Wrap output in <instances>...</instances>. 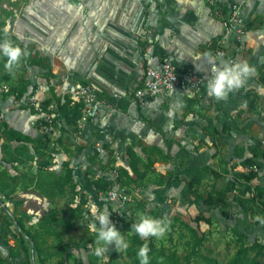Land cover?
I'll list each match as a JSON object with an SVG mask.
<instances>
[{"label": "rangeland", "instance_id": "374dc122", "mask_svg": "<svg viewBox=\"0 0 264 264\" xmlns=\"http://www.w3.org/2000/svg\"><path fill=\"white\" fill-rule=\"evenodd\" d=\"M203 1L214 5V10L209 6L205 9L199 0H0V37L7 27L11 38L28 54L15 75L5 72L0 59V102L12 98L17 108H26L25 96L33 81L47 83L55 101L72 102L66 91L68 81H92L105 93V99H100L106 108L104 114L89 120L87 130H79L77 120L58 123L56 134L51 136L34 127L41 135H31L33 141H12L10 148L2 147L0 167L6 174L0 180V252L6 264H40L31 243L25 240L22 248L13 235L18 230L14 216L27 217L30 225L47 212L58 218L53 223L56 234L49 241L56 246L52 252H58L50 257L52 264H61L64 255L70 256L71 264L77 260L83 264H131L128 250L119 253L114 245L109 246L103 261L93 255L95 237L88 232V220L84 219L86 213L91 219L92 205L107 207L111 221L130 242L133 234L128 232L141 212L167 217L171 230L160 240L149 239L185 254L196 234L205 235L202 252L218 264H226L241 233L248 241L264 240V225L256 220L257 216L264 219L262 186L246 179L251 164L244 162L253 151L264 149V98L256 110H251L247 97L248 91H258L260 73L251 79V88L246 85L237 90L227 102L200 97L185 111L192 118L189 123L171 124L168 131L155 123V129L163 132L161 139H139L115 125L130 111L133 89L144 72L136 52L137 39L144 36L155 41V24L173 38L186 28H191L192 34H207V43H200L201 50L218 45L235 48L243 42L250 18L259 28L264 24L263 15L248 13L252 0H233L227 15L218 0ZM149 28L153 33L146 35ZM203 100H209L206 105H219L218 109L207 108ZM231 106L237 109L231 111ZM226 118L230 119L223 120ZM211 123L219 131L214 137L206 130ZM4 124L9 126L0 116L1 139L9 142ZM42 138L46 140L42 142ZM151 146L161 149L144 152ZM129 149L146 163L139 164L138 172L122 177L123 186L135 200L117 216L112 205L96 199L98 191H91L88 183L94 185L92 181L102 176L113 179L118 168L128 167ZM263 162L258 155L255 164L263 168ZM203 166L201 179L192 184L195 191H190L188 182ZM40 167L50 179V188L57 192L54 200L37 186L40 183L42 187L45 179L39 175ZM68 168L73 169L74 178L61 186L57 178ZM224 191V203L206 202L209 193L219 197ZM73 204L75 209L70 207ZM12 245L20 249L19 256L10 255ZM192 264L207 263L198 259Z\"/></svg>", "mask_w": 264, "mask_h": 264}, {"label": "crops", "instance_id": "0c3cea01", "mask_svg": "<svg viewBox=\"0 0 264 264\" xmlns=\"http://www.w3.org/2000/svg\"><path fill=\"white\" fill-rule=\"evenodd\" d=\"M201 1L202 5L205 9H208V4L203 0ZM248 13L255 15H263L264 16V0H252L248 6ZM188 11V10H184ZM188 13V12H183ZM248 26V31L243 38V42L236 46L235 48H227L233 55H235L237 60H246L251 65H253L256 69L253 76L248 80L246 85H249L251 88V79H256L257 75L260 73V69L264 70V24L259 28L257 22L250 18ZM155 31H157L158 38L155 41L146 40L144 36H139L137 39L136 52L143 62L144 72L140 79L138 80L136 86L133 89H136L139 86L144 78L145 69L149 65H158L161 58L165 55L172 57L174 63L176 64L179 70H185L187 68H192L199 72L200 74H206L209 69V65L206 60L201 58L200 60H194L193 58L202 55L204 52H211V49H200V43L206 44L207 42V34L196 32L192 34L190 29L186 28L180 33L177 34L178 38H173L172 34L169 36H165L161 27L158 24H155ZM213 31V29L211 28ZM207 31H210L208 28ZM146 33H153V29L149 28ZM147 35V34H146ZM203 38L204 40H200ZM146 41L145 48H142V42ZM252 48V51L249 52L248 49ZM193 57V58H192ZM88 82V81H84ZM91 83L100 91L101 98L105 99V93L97 86L94 82ZM258 83V82H257ZM253 84V83H252ZM67 91V90H66ZM68 92V91H67ZM261 94L260 102L264 98V85L261 84L260 75H259V85L258 91ZM69 93V92H68ZM236 92L230 95L231 99L233 96H236ZM72 104L75 102H79L72 93H69ZM196 98L197 101L193 102L197 103L199 101V96L194 95L191 92H187L183 89H177L172 91L164 96H159L156 98L150 99L145 105L140 106L135 104L132 99L130 111L126 113L125 116L119 118V121L115 123V125H121L122 129L125 131L136 135L139 139L146 140H158L162 138L163 132L162 130H156L154 126L150 125L149 120L155 125L158 124L165 131H168V126L171 124L177 126L179 124L189 123L191 121V117H187L185 111H188V108L184 107V102L186 98ZM205 99H211L204 96ZM42 99L45 103L50 100L51 104H58L59 101H55L54 97L51 94V90L49 87L42 93ZM209 100H203L202 104L206 105ZM197 106V105H196ZM207 108L218 109L219 105L217 104H207ZM221 107V105H220ZM17 108L15 104L12 102V98L7 100L6 102H0V111L4 112V117L8 122L9 127L20 130L28 135H33L34 137H39L40 131L34 128L31 123V112L28 108ZM240 108V107H238ZM104 102L102 103L101 111L105 112ZM190 109V108H189ZM220 109V108H219ZM237 107L231 106L230 110L235 111ZM219 111V110H218ZM104 114V113H103ZM121 116V115H120ZM154 120H153V119ZM230 118H226L223 120H229ZM112 121V120H111ZM63 124H66L65 120H62ZM229 122V121H228ZM75 130V129H74ZM87 130V128L85 129ZM179 131V128L177 129ZM181 132L185 133L186 129H180ZM171 131V130H170ZM222 131V130H221ZM77 132V131H75ZM82 132V131H79ZM43 134V133H42ZM238 140V139H237ZM4 140L1 139L0 136V157L2 155V143ZM239 141V140H238ZM250 155V154H249ZM260 163H262V159H258ZM264 164V162H263ZM259 180V181H258ZM252 184L264 186V167L260 168L259 177L252 180ZM2 199V198H1ZM9 202V199H8ZM7 202V203H8ZM10 215L13 211H9ZM13 216V215H12Z\"/></svg>", "mask_w": 264, "mask_h": 264}, {"label": "trees", "instance_id": "16d2710c", "mask_svg": "<svg viewBox=\"0 0 264 264\" xmlns=\"http://www.w3.org/2000/svg\"><path fill=\"white\" fill-rule=\"evenodd\" d=\"M217 4L222 6V13L224 15H227L228 12L232 10V6L234 4L233 0L228 1H221L218 0ZM208 6L214 10V5L208 4ZM213 13V12H212ZM250 24V23H249ZM248 24V26H249ZM142 48H145L146 41L142 42L141 44ZM216 47L214 46L212 50H214ZM260 81L261 84L264 85V70L262 69L260 71ZM37 81L31 82L28 91L30 90L32 85H35ZM27 91V92H28ZM247 97L249 98V108L251 110H256L259 105V100L261 98V94L256 91H248ZM50 100L46 101L45 105H50ZM196 98H186L184 102V107L190 108L193 102H196ZM71 100H66L64 102L59 101L58 102V109H57V120L59 123H62V120L64 119L65 122H75L78 117L81 114V106L82 104L80 102H75L73 105H71ZM27 108V107H26ZM150 125H155L149 120L148 121ZM4 135L5 139L9 142H3L2 147L3 148H10V143L12 141H17L20 143H26L33 141L32 137L20 130L11 128L7 126V124H4ZM207 132L214 137L218 134V129L216 126H214L212 123L206 126ZM46 139L42 138V142H44ZM157 149H161L158 146H151L144 148V152H152L156 151ZM129 155L130 160L128 162V167H122L118 168V181L121 185L123 183L121 182L123 180L122 177L124 175H130L129 172H138L139 171V164L143 163L145 164V159L137 154L132 149H129ZM260 155L264 159V149L260 152L253 151L252 156L247 157L244 162L246 164H255L257 156ZM15 158V157H14ZM13 158V159H14ZM206 166H203L201 169H198L196 173L193 175L192 179L188 182V185L190 187V191H195V188H193V183L199 182L201 179V175L203 173V170ZM4 174H6L5 170L1 169L0 167V180L3 179ZM42 174V177L45 179L42 180V187L41 184H37L38 188H42V193L48 197V199L54 200L55 196L57 195V192L54 188H50L49 186V178L44 175L43 170L40 167V174ZM258 172L256 171H249V173L245 174V177L248 181H252L256 178H258ZM70 176V178H67V176ZM74 173L73 169L68 168L66 173L62 174L60 178H57L58 184L63 186L65 183H67V180H73ZM16 178V177H15ZM16 180V179H15ZM112 179L108 176H102L98 177L96 180L92 181L93 184L91 185L90 182L88 183V188L91 191L97 192V191H106L108 190L112 185ZM39 182V181H38ZM7 183H5L6 185ZM73 185H77L76 182H74ZM60 186V187H61ZM250 189L247 190V193L250 195ZM259 191V190H258ZM260 191L262 197H264V186L260 187ZM218 192V191H217ZM226 192H220L219 197H215L213 193H209L206 197V202L208 203H215L217 205L224 203V199H226ZM252 197V196H251ZM261 197V198H262ZM134 204V203H133ZM132 204V205H133ZM264 205V201H263ZM15 223L17 226V231L13 232V235L20 241V246L25 247V240L29 241L34 249V251L37 253L40 264H52L50 261V257L52 255L57 254L58 252H52L53 248H56L54 244H49L50 239L56 234L54 230L53 223L54 221L58 220V218L55 216L53 212H47L44 216H42L36 224H30L27 225V217H17L14 216ZM195 241L191 244L190 248L186 250L185 254L179 253L176 249H170L164 245H158L153 239H148L147 241L140 239L138 236L133 234L131 236V242L130 247L128 248V254L131 257V264H139V259L137 257V252L139 248L147 243L150 252V264H192L193 260L202 259L207 264H218V261L202 252V245L203 242L207 239L205 235H195L194 236ZM10 255L12 256H19L20 255V249L16 248L15 245L10 246ZM30 261L22 262V264H30ZM0 264H6V259L1 255L0 252ZM61 264H71L70 256H63L62 263ZM77 264H83L81 260H77ZM226 264H264V240L261 239H255L253 241H248L247 237L244 233H241L237 236L236 242H235V250L229 257Z\"/></svg>", "mask_w": 264, "mask_h": 264}, {"label": "built area", "instance_id": "2783aa9c", "mask_svg": "<svg viewBox=\"0 0 264 264\" xmlns=\"http://www.w3.org/2000/svg\"><path fill=\"white\" fill-rule=\"evenodd\" d=\"M214 55L222 53L226 59L237 60L224 46H216L211 51ZM210 76V65L206 74H200L192 68L179 70L172 57L165 55L161 58L158 65H149L145 69L144 78L133 92V102L140 106L145 105L150 99L164 96L177 89H183L199 97H207L205 83ZM48 88L44 82H36L32 85L25 96V106L31 112L30 123L33 127H39L42 132L50 136L56 134L57 109L58 104L45 105L42 93ZM67 91L72 93L82 104L81 114L77 119L76 126L83 130L88 125L89 120L97 118L101 111L102 101L98 89L91 82L68 81ZM4 117L3 114H0ZM103 153L105 148H99ZM118 157H120L118 155ZM248 171L260 172L257 164L250 165ZM111 187L106 191H98L96 199L102 203L112 205L117 216H122L127 210V204H132L135 200L133 194L127 192L126 188L118 181L116 172L112 179ZM254 193V188L253 191ZM264 201V197L261 199Z\"/></svg>", "mask_w": 264, "mask_h": 264}, {"label": "clouds", "instance_id": "9594fccd", "mask_svg": "<svg viewBox=\"0 0 264 264\" xmlns=\"http://www.w3.org/2000/svg\"><path fill=\"white\" fill-rule=\"evenodd\" d=\"M2 33L3 35L0 37V59L4 61L5 72L15 75L28 54L11 38L7 27L2 30ZM201 58L210 65V76L205 83L207 96L214 98L217 102H227L231 94L246 86L256 71L255 67L246 60L226 59L222 53L214 55L210 51L204 52L193 59L200 60ZM70 207L75 209L77 206L73 204ZM89 212L91 219H89L88 213L85 214L84 219L88 220V232L95 237L93 255L103 261L110 245H114L119 253L126 252L130 247V241L111 221L109 209L92 205ZM256 220L264 225V219L260 216H257ZM170 230L171 221L167 217L156 218L141 212L138 219L132 223L128 234H135L145 241L149 238L160 240ZM149 252L150 248L147 243L139 248L137 252L139 264H150Z\"/></svg>", "mask_w": 264, "mask_h": 264}]
</instances>
